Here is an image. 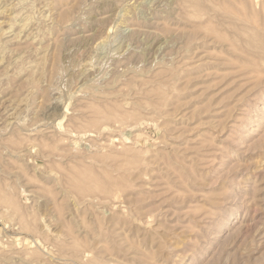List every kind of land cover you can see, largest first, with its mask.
I'll list each match as a JSON object with an SVG mask.
<instances>
[{"label": "rangeland", "instance_id": "rangeland-1", "mask_svg": "<svg viewBox=\"0 0 264 264\" xmlns=\"http://www.w3.org/2000/svg\"><path fill=\"white\" fill-rule=\"evenodd\" d=\"M0 264H264V0H0Z\"/></svg>", "mask_w": 264, "mask_h": 264}, {"label": "bare ground", "instance_id": "bare-ground-1", "mask_svg": "<svg viewBox=\"0 0 264 264\" xmlns=\"http://www.w3.org/2000/svg\"><path fill=\"white\" fill-rule=\"evenodd\" d=\"M2 61V60H1Z\"/></svg>", "mask_w": 264, "mask_h": 264}]
</instances>
